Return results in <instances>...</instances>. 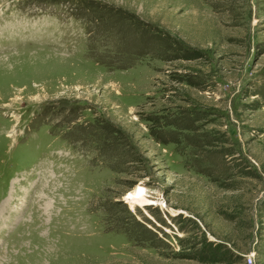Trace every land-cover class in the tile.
Returning a JSON list of instances; mask_svg holds the SVG:
<instances>
[{
	"label": "rangeland",
	"instance_id": "1",
	"mask_svg": "<svg viewBox=\"0 0 264 264\" xmlns=\"http://www.w3.org/2000/svg\"><path fill=\"white\" fill-rule=\"evenodd\" d=\"M140 185L168 207L129 202ZM248 254L264 264V0H0V264Z\"/></svg>",
	"mask_w": 264,
	"mask_h": 264
},
{
	"label": "built area",
	"instance_id": "2",
	"mask_svg": "<svg viewBox=\"0 0 264 264\" xmlns=\"http://www.w3.org/2000/svg\"><path fill=\"white\" fill-rule=\"evenodd\" d=\"M143 196H146L148 198V203L147 205L151 206H158L161 209H165L168 207L167 205V200L163 196H154L150 193V191L145 187L142 189ZM247 259L249 263H253L254 260V255L253 254H248Z\"/></svg>",
	"mask_w": 264,
	"mask_h": 264
},
{
	"label": "bare ground",
	"instance_id": "3",
	"mask_svg": "<svg viewBox=\"0 0 264 264\" xmlns=\"http://www.w3.org/2000/svg\"><path fill=\"white\" fill-rule=\"evenodd\" d=\"M144 188H145V186H142V185L136 186V188H134L135 190L133 189L132 191L129 192V194L126 195V199L129 202H131L132 204L133 203H137L139 201H146V200H148V198H146L145 196H143L142 189H144Z\"/></svg>",
	"mask_w": 264,
	"mask_h": 264
}]
</instances>
